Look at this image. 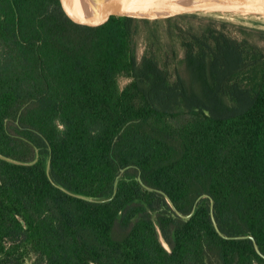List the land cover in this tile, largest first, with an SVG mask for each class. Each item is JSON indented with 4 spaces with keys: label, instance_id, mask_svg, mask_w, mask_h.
<instances>
[{
    "label": "trees",
    "instance_id": "obj_1",
    "mask_svg": "<svg viewBox=\"0 0 264 264\" xmlns=\"http://www.w3.org/2000/svg\"><path fill=\"white\" fill-rule=\"evenodd\" d=\"M0 264H264V30L0 0Z\"/></svg>",
    "mask_w": 264,
    "mask_h": 264
},
{
    "label": "water",
    "instance_id": "obj_2",
    "mask_svg": "<svg viewBox=\"0 0 264 264\" xmlns=\"http://www.w3.org/2000/svg\"><path fill=\"white\" fill-rule=\"evenodd\" d=\"M59 4L68 19L84 26L100 25L111 16L147 20L198 14L264 16V0H59ZM137 180L141 183L140 177ZM210 217L216 232L220 234L214 220L212 205ZM249 239L254 243L256 252L262 256L253 238ZM163 246L168 250L164 242Z\"/></svg>",
    "mask_w": 264,
    "mask_h": 264
},
{
    "label": "rangeland",
    "instance_id": "obj_3",
    "mask_svg": "<svg viewBox=\"0 0 264 264\" xmlns=\"http://www.w3.org/2000/svg\"><path fill=\"white\" fill-rule=\"evenodd\" d=\"M92 1V0H89ZM198 17H205V18H210V19H215L217 21H225L228 22L230 24H234V25H242L245 27H253V28H258V29H262L264 30V18L260 17V16H251L246 18H240V17H226V16H213V15H202V14H198ZM143 50V43L140 40L139 41V54L138 56H140L141 52ZM127 83V79L124 77H120L119 78V85L120 87H123L125 84Z\"/></svg>",
    "mask_w": 264,
    "mask_h": 264
},
{
    "label": "bare ground",
    "instance_id": "obj_4",
    "mask_svg": "<svg viewBox=\"0 0 264 264\" xmlns=\"http://www.w3.org/2000/svg\"><path fill=\"white\" fill-rule=\"evenodd\" d=\"M220 16H226V17H229L230 15H220ZM232 17L234 16V17H240V18H248V17H251V16H253V15H244V14H232L231 15ZM263 18H264V16H263Z\"/></svg>",
    "mask_w": 264,
    "mask_h": 264
},
{
    "label": "flooded vegetation",
    "instance_id": "obj_5",
    "mask_svg": "<svg viewBox=\"0 0 264 264\" xmlns=\"http://www.w3.org/2000/svg\"><path fill=\"white\" fill-rule=\"evenodd\" d=\"M168 247V246H167ZM168 250H169V248H168Z\"/></svg>",
    "mask_w": 264,
    "mask_h": 264
}]
</instances>
